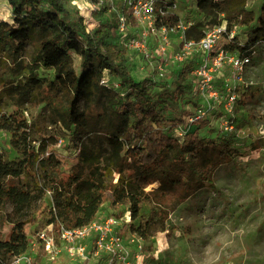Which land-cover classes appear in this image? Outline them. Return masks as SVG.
Masks as SVG:
<instances>
[{"label":"trees","instance_id":"obj_1","mask_svg":"<svg viewBox=\"0 0 264 264\" xmlns=\"http://www.w3.org/2000/svg\"><path fill=\"white\" fill-rule=\"evenodd\" d=\"M6 1L12 18L0 20V93L16 108L0 113V130L10 134L9 145L17 156L5 160L0 154V219L9 224L7 236L0 239V264L28 249V234L39 213L46 223L77 227L95 218L106 202L125 204L130 220H138L130 224L131 230L146 239L169 211L213 185L215 170L235 155L231 140L209 133L210 120L203 115L176 137L173 131L189 113L167 117L184 93L195 90L188 80L190 60L180 63L173 90L155 92L150 78L132 75L109 26L87 29L70 0ZM194 1L210 18V26L225 20L227 32L242 26L249 35L241 43L234 34L227 50L247 53L252 39L264 40V0H259L256 13L246 8L247 0ZM170 4L158 0L156 7L167 9ZM178 20L171 13L156 25L172 26ZM185 36L198 40L203 30L192 24ZM28 44L32 52L23 63ZM5 69L18 72L16 84L2 80ZM39 70H51L52 78L39 76ZM111 76L118 83L109 82ZM251 96L249 89H242L238 101L244 104ZM38 105L48 123L66 131L64 140L46 134L42 123L29 122L25 111ZM33 129L40 137L37 148L30 140ZM63 159L69 161L66 167ZM27 175L41 184L19 185V178ZM46 193L48 205L43 202ZM143 203L149 206L147 216L140 213Z\"/></svg>","mask_w":264,"mask_h":264},{"label":"rangeland","instance_id":"obj_2","mask_svg":"<svg viewBox=\"0 0 264 264\" xmlns=\"http://www.w3.org/2000/svg\"><path fill=\"white\" fill-rule=\"evenodd\" d=\"M130 1L103 0V3L97 6L92 0H70L69 6L80 12L87 29L109 26L111 39L122 49L125 64L132 75L136 79L150 78L153 81V91L158 92L162 87L173 90L180 63L184 60L191 61L188 80L196 85L191 71L195 63H198V58L193 54L182 60L176 58L180 50L177 35H169L170 45L164 54H159L160 35L152 33L145 24H138L128 17L122 32L116 28V12L123 9L126 11ZM1 6L10 11L4 0H0ZM258 7L259 0H247V9L256 13ZM176 12L184 22L199 24L201 28L210 26V18L196 9L194 0H180ZM11 18L9 13L7 21L11 22ZM143 32L147 35L145 53L141 54L130 46V41L141 37ZM234 34L241 43L249 39L242 26H238ZM256 39H252V42L250 39V42L253 44ZM31 52L32 46L28 44L20 58L21 62L27 63ZM74 64L77 69V58ZM161 68L164 72L162 77H158ZM229 72L225 65L222 73H218L216 84H220ZM38 74L52 78L51 70H39ZM242 77L253 81V85L245 88L249 89L252 96L244 104L237 101L229 113L224 111L223 103L218 104L207 96H200L197 89L184 93L177 100V105H173V109L167 112L169 118L179 117L181 111L189 113L182 117L184 123L173 131L176 137H180L183 131L192 126L189 117H195L199 110L200 114L204 111L205 115H202L210 120L212 128L209 133L230 139L236 151L229 163L215 170L213 185H205L169 211L163 222L157 221L154 224L151 236L143 242L144 256L141 264H264V44L254 47L251 64ZM18 78L16 70L5 69L2 73L3 81L16 84ZM118 81V78L112 76L109 79L113 84ZM233 83L237 87V82ZM241 90V87L237 88L238 93ZM15 108L13 102L0 93V113L8 114ZM25 113L30 123H42L46 134L53 132L64 140L66 131L45 120L46 114L42 105L29 108ZM228 124L232 126L231 129ZM9 138L7 131L0 130V154L5 160L17 156L9 145ZM30 138L31 144L37 148L40 137L35 129L32 130ZM100 149L103 150L104 145L100 146ZM55 150L59 151L61 147L56 145ZM62 161V167L69 163L65 159ZM25 182L32 187L41 184L40 179L35 180L29 175L19 178V185ZM43 202L45 205L50 204L48 193L45 194ZM6 210L9 211L10 207L7 206ZM100 210L106 214L124 217L127 207L125 204L111 206L106 202ZM148 211L149 206L143 203L140 213L147 216ZM45 219L44 214L37 215L28 237H34L36 230L45 226ZM137 221L130 220L127 225L130 227V224H137ZM8 230L9 224L0 219V239L7 236ZM26 253L39 256L41 251L40 248L30 250L28 247ZM11 260L12 258H8L6 263L9 264Z\"/></svg>","mask_w":264,"mask_h":264},{"label":"built area","instance_id":"obj_3","mask_svg":"<svg viewBox=\"0 0 264 264\" xmlns=\"http://www.w3.org/2000/svg\"><path fill=\"white\" fill-rule=\"evenodd\" d=\"M157 1L131 0L126 11L123 9L116 12L117 29L120 32L124 30L128 17L138 24H145L152 33L160 35L159 54H164L170 45L169 35H177L180 50L176 58L182 60L191 54L198 58V63H195L191 71L195 77V90L202 97L207 96L218 104L223 103L224 111L231 112L239 98L237 88L245 89L253 85V81L244 79L242 74L251 64L254 47L264 44V40L257 38L247 53L227 50L225 46L235 30L227 32L225 20H221L218 25L202 28L203 36L200 39H188L185 31L192 24L182 21L181 16L175 25H156L160 17L177 13L180 0H171L167 9L157 8ZM101 3L103 0H98L94 5ZM146 35L143 32L141 37L130 41V46L141 54L145 53ZM225 65L230 72L222 78L220 84H216L218 73H222ZM163 72L162 68L159 69L158 77H162ZM234 81L237 82V87ZM102 82H106V78ZM198 113L195 117H189L190 121L205 115L204 111L200 114L201 110ZM231 127L228 124V128ZM60 144L61 140L58 141V145ZM129 219L128 209L124 217L99 210L95 218L82 226L67 227L60 221L55 224L46 223L43 228L36 230L29 243L30 250L40 248L41 254L30 256L25 251L12 258L9 264H141L144 238L130 229L127 225Z\"/></svg>","mask_w":264,"mask_h":264},{"label":"bare ground","instance_id":"obj_4","mask_svg":"<svg viewBox=\"0 0 264 264\" xmlns=\"http://www.w3.org/2000/svg\"><path fill=\"white\" fill-rule=\"evenodd\" d=\"M0 8V20H7L9 11L6 10L5 6H1Z\"/></svg>","mask_w":264,"mask_h":264},{"label":"crops","instance_id":"obj_5","mask_svg":"<svg viewBox=\"0 0 264 264\" xmlns=\"http://www.w3.org/2000/svg\"><path fill=\"white\" fill-rule=\"evenodd\" d=\"M4 3H6V5H8L9 6V4H8V2L6 1V0H4ZM10 8V7H9ZM9 11V10H8ZM9 13H10V11H9Z\"/></svg>","mask_w":264,"mask_h":264}]
</instances>
